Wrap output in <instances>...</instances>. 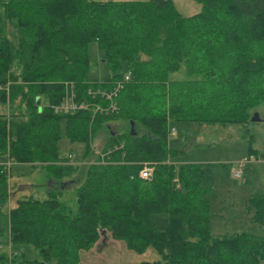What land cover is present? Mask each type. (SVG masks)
I'll return each mask as SVG.
<instances>
[{
    "label": "trees",
    "instance_id": "1",
    "mask_svg": "<svg viewBox=\"0 0 264 264\" xmlns=\"http://www.w3.org/2000/svg\"><path fill=\"white\" fill-rule=\"evenodd\" d=\"M196 1L201 8L186 15L172 0H0V206L12 193L7 161L39 166L49 178L43 196L8 208L9 243L37 256L1 250L0 264H80V250L108 232L160 255L126 264H264V233L211 235L210 163L175 166L169 157L183 150L168 145L170 121L247 131L259 114L264 0ZM91 41L108 65L101 77L89 75ZM118 82L117 108L96 110ZM69 95L76 107L55 110ZM100 130L110 160L92 159ZM62 134L83 144L80 158L60 152ZM248 136L247 151L256 152ZM144 160L150 178L138 174ZM76 180L71 208L60 195ZM251 204L252 221L264 224V192Z\"/></svg>",
    "mask_w": 264,
    "mask_h": 264
},
{
    "label": "rangeland",
    "instance_id": "2",
    "mask_svg": "<svg viewBox=\"0 0 264 264\" xmlns=\"http://www.w3.org/2000/svg\"><path fill=\"white\" fill-rule=\"evenodd\" d=\"M172 1L176 8L186 15L192 14L201 8V3L196 0ZM248 43L253 44V41ZM88 55L92 59V69L89 75L93 77L106 75L108 65L102 60L103 54L96 41L88 43ZM40 102H42L41 97H37V103ZM5 107L7 106L0 104V112L5 111ZM257 109L262 119L250 121L247 125V131L244 130V126L238 124H192L193 122L191 121L186 122L188 124L175 122L176 131H174V127L172 128L173 133L171 132L172 129L170 130L171 135L168 141L171 146L187 152L186 157L188 158L205 159V162L211 161L209 163L213 179L208 199L209 226L212 236L223 234V230H227V227L220 225V221H224L227 218H229L228 221H232V219L233 221H241L239 224L230 225L229 228L244 226L246 219L249 221L246 212H249L250 217L253 213L251 197L256 193L254 191H257V189L251 187L256 186L259 188L261 182L264 181V163L261 164L263 170L260 174L254 170V167L251 168L250 172H242L239 176H234L233 171L238 162L234 157L242 156L245 158L244 156L247 155L249 133L254 136L252 146L260 148L261 152H264V102L259 104ZM118 121L113 122L114 126L116 125V129L118 128V123H122L121 120ZM100 132L92 138L94 145V152L91 153L93 154L92 159L97 158L99 155L101 161L110 160L108 154L102 151V145L107 139V134L101 130ZM58 145L61 153H72L71 157L75 155L73 159L80 158L78 154L82 149V143H70L65 135L62 134ZM147 162L152 164L149 161ZM80 166H83L82 161ZM5 171L8 174V183L12 193H10L5 204L0 206V251L16 252L17 257H35L37 256V250L32 247L9 243L8 208L15 205L20 197L29 195L43 196L49 182L48 173L39 166L31 168L29 164L17 162L12 166L10 165V167L5 166ZM78 183L79 181L77 180L70 181L62 189L60 195V198L71 208H75L77 205L75 188ZM245 186L248 187L247 190ZM108 235L105 234L99 239L98 244H93L89 249L80 250V264H126L160 258L159 253L152 246H148L141 252L128 248L122 239L112 237L109 232Z\"/></svg>",
    "mask_w": 264,
    "mask_h": 264
},
{
    "label": "crops",
    "instance_id": "3",
    "mask_svg": "<svg viewBox=\"0 0 264 264\" xmlns=\"http://www.w3.org/2000/svg\"><path fill=\"white\" fill-rule=\"evenodd\" d=\"M178 122V121H176ZM181 122H185V124H188L186 122H189V121H179V123ZM174 123L175 122H172L170 121V128H169V133H170V130L173 128L174 131L175 130V126H174ZM191 123V122H190ZM192 124H195L194 122ZM208 131V130H206ZM171 135V133H170ZM175 135H176V132H175ZM170 137V136H169ZM168 145L172 148H175L174 146H171L170 142L168 141ZM176 149H180V148H176ZM181 151L180 154H177L175 156H172V157H169V160L176 166L177 164L179 163H182V162H188V161H196V162H205V159H191V158H188L186 157V153L187 152H183ZM245 158H248L249 157V160L246 162L245 164V168H244V171L243 172H250L251 168L254 167V170H256L257 173L260 174V172L263 170L261 164L264 163V152H261L260 148H257L256 152H253V153H250L247 151V155L244 156ZM243 158L242 156H235L234 159L236 161H239V160H243L245 159ZM144 161L141 162V166H142V163ZM211 162V161H208V163ZM16 163V162H12L11 163V166ZM18 163V162H17ZM26 164H29V163H26ZM30 165V164H29ZM31 166V165H30ZM32 168V166H31ZM261 182V181H260ZM246 190L248 189L247 186H245ZM251 188H256L257 191H254V192H264V181L261 182L260 184V187L257 188L256 186H252ZM253 193V192H252ZM251 193V194H252ZM252 212H253V208H252ZM247 213V216H248V219L249 221L246 219L245 221V225L244 226H239V227H233V228H229L230 225H236V224H239L241 223V221H228L229 218H227L226 220L224 221H220V225H222V227H227L226 229L227 230H223V233H230V232H235V231H249V232H252V233H264V224L260 223V222H257V221H252L251 217H250V214L249 212H246ZM259 224V225H257ZM254 229V230H252ZM252 230V231H251Z\"/></svg>",
    "mask_w": 264,
    "mask_h": 264
},
{
    "label": "built area",
    "instance_id": "4",
    "mask_svg": "<svg viewBox=\"0 0 264 264\" xmlns=\"http://www.w3.org/2000/svg\"><path fill=\"white\" fill-rule=\"evenodd\" d=\"M129 78V73H125L123 76V79H128ZM121 85V82H118L117 84H115L113 87V90L111 92L107 93V97L111 99V101L109 102V104L105 107V109L102 106H98L96 105L94 108L97 110H105V111H109V110H114L117 108L116 104L114 101H112V94H115L116 91L118 90V87ZM103 94H106L105 91H101ZM73 94V93H72ZM76 107V104L72 101V99L70 100V95L66 96L63 101L57 105H54V109L57 111L63 110V109H73ZM171 132L173 133V129L171 130ZM249 160L248 158H245L243 160H239L236 164V167L233 171V175L234 176H239L244 168H245V164L246 162ZM11 165V161H7V163L5 164V166L10 167ZM152 170H153V166L152 164L148 163L147 161H144L142 163L141 168L139 169V176L142 178H150L152 176ZM177 178H174V180H176Z\"/></svg>",
    "mask_w": 264,
    "mask_h": 264
},
{
    "label": "water",
    "instance_id": "5",
    "mask_svg": "<svg viewBox=\"0 0 264 264\" xmlns=\"http://www.w3.org/2000/svg\"><path fill=\"white\" fill-rule=\"evenodd\" d=\"M260 118V116H259V114L257 115V113H254V115L252 116V119L254 120V119H256V120H258ZM131 131H133V122L131 121V129H130Z\"/></svg>",
    "mask_w": 264,
    "mask_h": 264
},
{
    "label": "bare ground",
    "instance_id": "6",
    "mask_svg": "<svg viewBox=\"0 0 264 264\" xmlns=\"http://www.w3.org/2000/svg\"><path fill=\"white\" fill-rule=\"evenodd\" d=\"M132 73V72H131Z\"/></svg>",
    "mask_w": 264,
    "mask_h": 264
}]
</instances>
